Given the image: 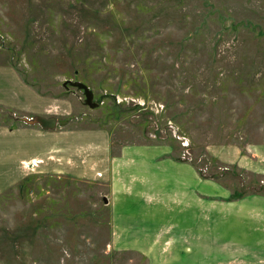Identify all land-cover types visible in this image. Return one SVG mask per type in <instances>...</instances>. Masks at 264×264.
Returning a JSON list of instances; mask_svg holds the SVG:
<instances>
[{
  "label": "rangeland",
  "instance_id": "rangeland-1",
  "mask_svg": "<svg viewBox=\"0 0 264 264\" xmlns=\"http://www.w3.org/2000/svg\"><path fill=\"white\" fill-rule=\"evenodd\" d=\"M8 64L52 97L58 128H104L114 152L168 144L235 194L264 192L263 174L214 153L264 150V0H0ZM23 117L0 103V125ZM28 169L0 192V264L146 263L108 251L103 182Z\"/></svg>",
  "mask_w": 264,
  "mask_h": 264
},
{
  "label": "crops",
  "instance_id": "crops-1",
  "mask_svg": "<svg viewBox=\"0 0 264 264\" xmlns=\"http://www.w3.org/2000/svg\"><path fill=\"white\" fill-rule=\"evenodd\" d=\"M0 84L11 88L0 90V103L27 117L53 116L52 97L24 82L13 66H0ZM58 124L0 125V192L25 177L28 167L103 182L108 251L131 253L132 261L140 256L145 264L264 263V192L237 195L215 173L203 176L173 156L168 144L126 143L114 152L106 129ZM214 153L264 175L262 148Z\"/></svg>",
  "mask_w": 264,
  "mask_h": 264
},
{
  "label": "water",
  "instance_id": "water-1",
  "mask_svg": "<svg viewBox=\"0 0 264 264\" xmlns=\"http://www.w3.org/2000/svg\"><path fill=\"white\" fill-rule=\"evenodd\" d=\"M74 84L84 90L86 96V104H88L92 108L98 106V103L94 101V92L86 83L77 81ZM23 120L29 124H39L46 129L55 128L58 122L55 116L47 117L43 115H36L32 118L23 117Z\"/></svg>",
  "mask_w": 264,
  "mask_h": 264
},
{
  "label": "trees",
  "instance_id": "trees-1",
  "mask_svg": "<svg viewBox=\"0 0 264 264\" xmlns=\"http://www.w3.org/2000/svg\"><path fill=\"white\" fill-rule=\"evenodd\" d=\"M9 127L10 128H15V127H18V124H13V125H10ZM257 191H261V190L255 189L253 192H257Z\"/></svg>",
  "mask_w": 264,
  "mask_h": 264
},
{
  "label": "built area",
  "instance_id": "built-area-1",
  "mask_svg": "<svg viewBox=\"0 0 264 264\" xmlns=\"http://www.w3.org/2000/svg\"><path fill=\"white\" fill-rule=\"evenodd\" d=\"M161 107H163V105H161Z\"/></svg>",
  "mask_w": 264,
  "mask_h": 264
},
{
  "label": "bare ground",
  "instance_id": "bare-ground-1",
  "mask_svg": "<svg viewBox=\"0 0 264 264\" xmlns=\"http://www.w3.org/2000/svg\"><path fill=\"white\" fill-rule=\"evenodd\" d=\"M50 117H52V116H50ZM54 117V116H53Z\"/></svg>",
  "mask_w": 264,
  "mask_h": 264
}]
</instances>
